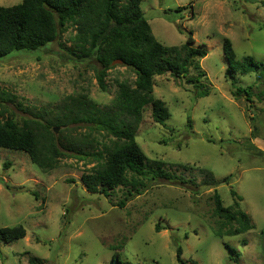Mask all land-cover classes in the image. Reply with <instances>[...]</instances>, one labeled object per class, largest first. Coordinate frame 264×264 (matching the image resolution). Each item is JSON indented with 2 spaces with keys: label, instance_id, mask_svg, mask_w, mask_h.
Instances as JSON below:
<instances>
[{
  "label": "rangeland",
  "instance_id": "obj_1",
  "mask_svg": "<svg viewBox=\"0 0 264 264\" xmlns=\"http://www.w3.org/2000/svg\"><path fill=\"white\" fill-rule=\"evenodd\" d=\"M21 2L0 0V6ZM140 8L160 44L178 47L190 35L194 47L207 51L199 60L205 77L198 84L208 96L198 98L186 79L157 76L153 95L170 117L158 125L147 106L136 131L149 160L164 162L197 187L161 180L126 200L125 188L104 197L88 193L81 183L96 166L95 158L66 152L56 169L42 172L26 154L0 149V228L26 231L22 240L0 243V264H30V259L38 260L34 264H180L178 247L184 264H264V70L230 79L222 49L229 40L237 61L250 57L264 66V0H143ZM74 36L68 27L40 52L0 60V119L56 124L67 98L105 108L120 83L133 84L134 73L115 64L101 92L97 65L68 57ZM190 76L197 72L191 70ZM239 88L246 94L235 96ZM52 131L86 153L110 139L84 125H57ZM227 177L229 183H223ZM231 189L242 199L241 210L253 229L219 238L210 197L216 190L228 207Z\"/></svg>",
  "mask_w": 264,
  "mask_h": 264
},
{
  "label": "trees",
  "instance_id": "obj_2",
  "mask_svg": "<svg viewBox=\"0 0 264 264\" xmlns=\"http://www.w3.org/2000/svg\"><path fill=\"white\" fill-rule=\"evenodd\" d=\"M142 1L22 0L17 5L0 6V60L17 53L40 52L71 27L75 36L72 45L66 48L68 57L77 63L97 65L94 72L101 92L107 89L105 77L115 61H121L118 65L135 75L132 85L126 82L118 85L116 97L109 107L99 108L91 101L67 98L56 124L42 123L34 118L19 124L12 117L1 116L0 149L26 154L42 172L56 169L66 152L84 159L95 158L96 166L81 177V183L88 193L104 197H109L118 188H125L128 189L126 200L133 197V192L139 195L151 183L161 180L172 185H196L194 181H186L170 172L164 162L149 160L136 141V131L147 106L151 107L152 120L158 125H164L170 117L164 102L153 95L157 76L169 74L174 80L186 79L197 90L198 98L208 96L198 84L205 77L199 60L206 57L207 51L203 46L194 47L190 35L178 47L160 44L141 11ZM222 49L230 79L234 80V74L246 75L259 68L264 70L262 64L255 63L250 57L237 61L229 40L223 41ZM191 70L197 72L195 78L190 76ZM245 92L239 88L235 96ZM57 125L67 129L70 125H84L90 131L103 132L110 139L101 145V149L86 153L72 146L75 143L55 137L52 128ZM205 174L214 186L216 181L212 175ZM229 181L227 177L223 183ZM207 183L204 180V184ZM230 195L232 204L228 207L223 206L216 190L210 197L212 214L216 218L213 232L219 238L238 236L253 229L251 219L241 210L242 199L233 189ZM155 230L159 231V225ZM25 236L22 226L0 228V243L22 240ZM181 255L178 247L176 261L184 264ZM35 262L38 260H29L30 264ZM115 264L130 263L116 260Z\"/></svg>",
  "mask_w": 264,
  "mask_h": 264
},
{
  "label": "water",
  "instance_id": "obj_3",
  "mask_svg": "<svg viewBox=\"0 0 264 264\" xmlns=\"http://www.w3.org/2000/svg\"><path fill=\"white\" fill-rule=\"evenodd\" d=\"M115 64H121V61H115Z\"/></svg>",
  "mask_w": 264,
  "mask_h": 264
}]
</instances>
